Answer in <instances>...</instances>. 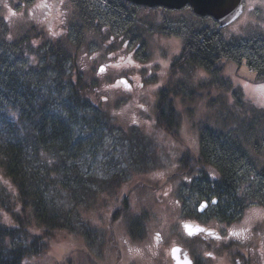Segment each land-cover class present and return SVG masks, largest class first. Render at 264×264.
<instances>
[{
    "label": "rangeland",
    "instance_id": "1",
    "mask_svg": "<svg viewBox=\"0 0 264 264\" xmlns=\"http://www.w3.org/2000/svg\"><path fill=\"white\" fill-rule=\"evenodd\" d=\"M91 3L108 11L102 0ZM125 3L123 13L133 21L131 26L105 16L98 22L101 30L85 29L80 38L75 25L81 16L72 0H0V50L23 71H30L26 67L31 62L45 67L48 48L60 52L62 68L49 66L35 81L60 112L76 107L77 132L84 140L77 156L74 152L65 156L64 170L69 171L65 186L51 187L62 226L52 231L39 254L29 255L23 264H60L68 254L74 256V264H84L78 260L84 251L101 264H171L170 246L178 239L187 245L179 238L182 214L195 212L198 203L197 197L187 198L185 186L193 181L208 187L224 185L218 167L202 150L201 132L208 128L222 131L228 145L237 150L238 144V152H246L236 187L231 193L222 189L225 200L243 206L239 212L254 203L264 205V76L258 79L249 67L223 60L224 77L233 89L206 88L201 99L190 101L188 96L211 74L191 65L172 74V64L180 58L186 38L206 28L213 32L216 21L197 17L189 8L133 9ZM244 7L240 19L221 31L234 52L245 46L260 48L264 42V0H244ZM165 27L176 36L164 33ZM120 78H126L132 89L120 85ZM165 86L180 94L176 106L182 120L176 140L155 120ZM77 96L83 105H76ZM187 154L202 163L188 177H180L177 172ZM131 190L139 200L135 204L131 200L123 220L111 222L118 201ZM17 193L0 167V223L13 225L9 212L19 208ZM204 215V223L225 235L220 219L214 222L210 212ZM30 229L42 231L32 224ZM25 241L20 238L10 245ZM228 245L229 240L222 244L225 249ZM193 247L197 254L207 249L203 242H193Z\"/></svg>",
    "mask_w": 264,
    "mask_h": 264
},
{
    "label": "trees",
    "instance_id": "2",
    "mask_svg": "<svg viewBox=\"0 0 264 264\" xmlns=\"http://www.w3.org/2000/svg\"><path fill=\"white\" fill-rule=\"evenodd\" d=\"M72 2L81 16V21L75 25L80 38L85 29L101 30L102 26L98 22L105 16L114 17L124 26L132 25L133 21L123 13L127 8L123 0H102L108 6L105 12L96 9L91 0ZM129 5L133 9L136 7ZM115 7L119 11H114ZM216 29L212 32L206 28L186 38L180 58L172 64V74L183 65H191L211 74V77L203 80L199 89L188 96L192 102L201 99V91L206 88L214 90L216 86L226 92L233 89L230 79L224 77L226 66L223 60L249 67L258 79L264 76V42L260 48L245 46L234 52L231 43L222 38V30ZM164 31H170V27H165ZM48 50L45 67L40 68L31 62L26 67L30 71H23L0 50V167L14 182L19 198V208L9 212L13 217V225L0 223V264H23L29 255L39 254L44 249L53 230L61 228V213L57 211L55 200L50 197L51 187L65 186L64 177L69 172L64 170L68 160L65 156L71 152L77 156L80 148L84 147V140L77 132L76 107L60 112L54 108L51 96L42 92L41 85L35 81L36 77L47 72L42 70L49 66L62 68L64 59H61L60 52ZM31 71L34 74H29ZM179 95L178 91L165 86L159 93L155 114L157 125L175 140L179 137L178 127L182 120L176 106ZM74 102L76 105L84 104L79 96ZM221 132L211 128L202 131L201 146L205 158L214 163L224 177V185L219 189L231 193L236 187L235 177L244 169L242 166L246 152H238V144L237 150L232 148L233 145H228L221 137ZM201 163L196 155L187 154L181 159L180 169L191 173ZM261 176L264 177V173ZM128 209L114 212L112 219L116 220L121 215L123 217ZM31 224L42 230L41 233H32ZM20 238L26 241L10 245V242ZM84 252H79L78 260H85L84 264H101L91 253ZM68 255L60 264H74V256Z\"/></svg>",
    "mask_w": 264,
    "mask_h": 264
},
{
    "label": "flooded vegetation",
    "instance_id": "3",
    "mask_svg": "<svg viewBox=\"0 0 264 264\" xmlns=\"http://www.w3.org/2000/svg\"><path fill=\"white\" fill-rule=\"evenodd\" d=\"M164 33L170 34L171 37L176 36L175 33H172V30L164 31ZM122 79L120 78L119 80L121 81ZM129 89H132L131 86ZM188 172L186 170H178L177 175L188 177L190 174ZM168 180L169 178H167ZM189 183L191 185L185 186L188 191L185 195H187V198L189 196L197 197L198 203L195 212L182 214L179 238H184L187 241V245L181 239H178L170 246L171 264H176L177 262V260L172 258L173 248H180L179 258L185 260L186 256L193 261V264H224V262L226 264H264V205L254 203L251 206H246L243 211L239 212L244 207L238 203L232 204L231 202H227L225 200V193L222 189H219V186L212 185L209 189L200 181ZM158 188L160 190L162 187ZM134 192L132 190L127 192L118 201L115 213L125 208L130 209L131 200L134 204L139 200ZM141 200L145 201V198ZM202 205H205V210L200 212V206ZM206 212H210L213 215L212 221L217 222L220 219L221 223L223 222V225H225L224 229H226L225 235L219 234L216 229L204 223L203 218ZM147 214L151 217L152 213L148 211ZM122 218L121 215V217L115 220V223L123 220ZM112 220L110 218L111 222ZM154 221L155 225L159 222L157 217H154ZM186 226L194 227L189 228L191 234L187 232ZM195 231L198 233H194ZM160 236L161 233H158L157 238ZM225 240H229V249H225L222 246ZM193 242H203V246L207 248L206 251L202 254L199 251L198 254L195 251L193 252L192 250H196L193 247ZM229 252L231 255H228Z\"/></svg>",
    "mask_w": 264,
    "mask_h": 264
},
{
    "label": "water",
    "instance_id": "4",
    "mask_svg": "<svg viewBox=\"0 0 264 264\" xmlns=\"http://www.w3.org/2000/svg\"><path fill=\"white\" fill-rule=\"evenodd\" d=\"M133 5L145 6L150 8L162 7L168 10L179 11L185 7H190L193 13L200 18H211L215 20L218 27L217 30L224 29L225 27L235 23L236 20L243 14L244 0H124ZM105 69V68H104ZM123 81H126L123 79ZM130 85L127 82V87ZM205 210V205L200 206V212ZM189 228L186 226V230L191 234ZM194 233H198L195 231ZM181 249L173 248L172 258L177 260L176 264H193L191 259L185 256V260L180 259Z\"/></svg>",
    "mask_w": 264,
    "mask_h": 264
},
{
    "label": "snow or ice",
    "instance_id": "5",
    "mask_svg": "<svg viewBox=\"0 0 264 264\" xmlns=\"http://www.w3.org/2000/svg\"><path fill=\"white\" fill-rule=\"evenodd\" d=\"M5 6L7 7V5H5ZM11 14H12V15H15L14 12H12ZM165 66H166V65H165ZM149 67H150V65H149ZM99 71H100L101 73H103V72L105 71V69H104L103 67H101ZM200 75L203 76V73H201ZM119 83H120V85H124L125 87H127V82H126V81L121 80ZM213 203H215V201H213Z\"/></svg>",
    "mask_w": 264,
    "mask_h": 264
}]
</instances>
